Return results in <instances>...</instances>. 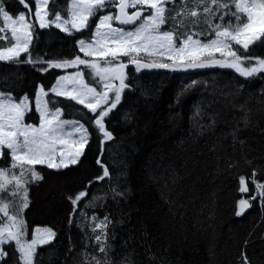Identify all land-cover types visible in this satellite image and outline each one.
<instances>
[{"label":"trees","instance_id":"trees-1","mask_svg":"<svg viewBox=\"0 0 264 264\" xmlns=\"http://www.w3.org/2000/svg\"><path fill=\"white\" fill-rule=\"evenodd\" d=\"M2 2L13 16L29 12L18 0ZM69 2L49 0L47 19L57 12L67 19ZM29 3L36 38L30 53L21 54V62L0 61V92L16 101L26 95L30 111L25 122L38 125L34 98L37 86H42L47 93L44 100L57 101L49 107H61L62 119L79 120L89 133L77 164L58 170L33 166L42 178L27 185L28 207L20 214L24 239L29 241L35 228L56 233L48 245L37 247L34 264H94L92 256L102 260L96 245L86 239L92 236L93 216L113 222L108 229L111 264H243V256L250 264H264V204L253 183L264 184V73L244 78L220 67L137 72L127 63L130 87L104 118L112 135L106 140L93 122L96 114L49 91L65 70L27 63L29 55L41 61L85 58L76 41L90 38L98 15L89 28L70 36L51 26L40 29L34 0ZM168 7L164 30L177 35L202 33L205 41L211 38L202 15L195 22L190 17L173 20L172 6ZM2 41L0 48L7 45ZM253 54L264 57V49L256 48ZM140 58L144 63L160 62L157 57ZM81 72L99 91L98 77L87 68ZM9 164L10 158L0 159V168ZM241 177L246 192L240 191ZM113 189L123 195L116 196ZM10 191H2L0 198L6 192L5 201L13 200ZM80 191L87 195L74 211L71 198ZM94 195L101 199L94 201L95 207L85 208ZM242 199L250 207L237 216ZM10 211L15 214L17 208ZM3 250L6 255L0 264H20L14 243Z\"/></svg>","mask_w":264,"mask_h":264},{"label":"snow or ice","instance_id":"snow-or-ice-1","mask_svg":"<svg viewBox=\"0 0 264 264\" xmlns=\"http://www.w3.org/2000/svg\"><path fill=\"white\" fill-rule=\"evenodd\" d=\"M18 3L29 9L27 18L23 11L13 16L0 0V21L3 22L0 33L7 30L14 41L10 47L0 48V61L21 62V54L30 53V45L36 38L30 19L32 13L29 0H18ZM34 4L35 24L40 29L51 26L70 36L73 30L81 32L82 29L89 28L90 18L98 15L91 42L85 39L76 41L85 57L98 59H82L77 55L70 60L41 61L33 60L29 55L27 63H47L48 68L57 69L82 65L93 76L99 77V91L85 82L80 70L58 76L49 91L56 97L75 101L96 114L93 122L106 140H110L112 135L105 128L104 118L117 108L121 103L122 93L130 87L126 82L127 63L135 65L137 72L141 68L220 67L233 69L244 78L264 73V57L253 54L256 48L264 49V0H190V4L188 0H179V6L176 0H71L67 19H62L59 12L52 19L46 18L49 15L46 10L49 0H34ZM168 5L172 6L174 12L171 17L173 20L190 17L195 22L202 15L211 38L205 41L200 38L202 33L177 35L174 31L162 30L161 26L169 18ZM225 20L228 21L227 24L224 23ZM113 21L117 26H113ZM142 52L149 57L158 55L171 63H144L139 56ZM216 53H219L220 58H216ZM121 57H128L127 63ZM101 60L103 66L99 63ZM41 71L46 69L41 68ZM46 95L44 88L37 86L35 111L38 113L39 124L35 125L25 122L30 111L26 95L17 102L11 94L0 92V159L10 157L9 166L0 168V191H9L11 186L9 194L13 197L10 201L0 199V213L6 218L0 222V257L6 255L3 246L14 242L20 264H34L37 246L48 245L56 236L51 229H37L32 232L31 241L24 239L25 229L20 214L28 207L27 185L42 178L33 166L46 165L49 169H61L75 165L88 143L89 133L84 124L79 120L62 119L61 107L50 108L49 105L56 104L57 101L44 100ZM103 175H110L106 168ZM96 179L100 180L102 177ZM253 183L256 184L261 203L264 204V184H257L255 180ZM240 186L241 192L248 191L244 177L240 178ZM113 191L116 196L123 195L119 190ZM86 195L85 191H80L71 198L74 211L78 202ZM98 199L101 197L94 195L85 208L95 207L94 201ZM13 207L17 208V212L10 214ZM248 207V201L240 200L236 215H241ZM80 211L85 214L84 209ZM69 219L71 223L73 217L70 215ZM112 223L108 217L100 221L95 216L92 218V236L86 239L93 242L96 251L103 255L102 260L92 256L94 264H111L109 253L112 244L108 229ZM129 264L132 262L129 261ZM243 264H250L246 256H243Z\"/></svg>","mask_w":264,"mask_h":264},{"label":"rangeland","instance_id":"rangeland-1","mask_svg":"<svg viewBox=\"0 0 264 264\" xmlns=\"http://www.w3.org/2000/svg\"><path fill=\"white\" fill-rule=\"evenodd\" d=\"M71 1V0H70ZM70 3V2H69ZM111 11H115V9H111ZM129 11H131V9H129ZM107 13V10H105V13L104 14H106ZM26 18H27V12H26ZM47 18V17H46ZM92 18H90V20H91ZM113 23V26H117V23L115 22V21H113L112 22ZM3 26V22L2 21H0V27H2ZM163 26V25H162ZM161 26V27H162ZM68 27H70V24L68 25ZM124 27H128V26H124ZM95 29V28H94ZM93 29V30H94ZM82 30H86V29H82ZM81 30V31H82ZM162 30H164L163 28H162ZM73 31H75V30H73ZM166 31V30H165ZM91 38H92V33H91V36H90V38H88V39H85L86 41H88V42H91ZM0 40H3L2 42H4V43H6L7 45H6V47H10L11 46V43H13L14 41H12L11 40V34H10V32H7V30L5 31V35H3L2 36V34L0 33ZM79 49V48H78ZM80 51V50H79ZM81 54H83L82 52H80ZM141 55H144V56H148V54L147 53H140L139 54V56H141ZM83 56H84V54H83ZM215 56L217 57V58H220V55H219V53H216L215 54ZM85 57V56H84ZM154 57H157V58H159L160 59V62H167V63H171V61H166L164 58H162V57H160V56H154ZM87 58H89V60L91 59H98V58H94V57H85V58H82V59H87ZM121 60H123L125 63H127V61H128V57H121ZM103 61L101 60V61H99V63L101 64ZM82 66V65H81ZM80 66H77V67H72V68H67V69H62V70H65V72H67V73H65V74H69V73H72V72H75V71H77V70H74V71H71V72H68V71H70L71 69H78ZM85 68V67H84ZM83 68V69H84ZM83 69H81V70H83ZM175 69H185V68H175ZM80 70V71H81ZM65 74H62V75H65ZM83 75V74H82ZM94 77V76H93ZM84 79H85V82L86 81H91L92 80V78H90L87 74L84 76ZM98 79H99V77H98ZM97 83H98V80L96 81ZM87 83V82H86ZM118 83V82H117ZM101 87V86H100ZM19 101V100H18ZM17 101V102H18ZM28 103H29V100H28ZM34 104H35V98H34ZM4 151H7V150H4ZM10 158V157H9ZM41 166H45V167H47L46 165H41ZM48 168V167H47ZM62 169V168H61ZM54 170H58V169H54ZM10 189H11V186H9V191H10ZM1 192L2 191H0V194H1ZM257 195L259 196V194H258V192H257ZM259 198H260V196H259ZM0 199H3V200H5L6 199V192H4V194L2 195V198H0ZM10 214H13L12 213V211H10ZM0 217L2 218V222L6 219L4 216H3V214L2 213H0ZM37 229H39V230H44V229H47V228H35L34 230H37ZM33 230V231H34ZM32 231V232H33ZM32 239V238H31ZM31 239L29 240V241H31ZM11 243V242H10ZM12 243H14V242H12ZM40 245H38L37 247H39Z\"/></svg>","mask_w":264,"mask_h":264},{"label":"water","instance_id":"water-1","mask_svg":"<svg viewBox=\"0 0 264 264\" xmlns=\"http://www.w3.org/2000/svg\"><path fill=\"white\" fill-rule=\"evenodd\" d=\"M249 207H250V204H249ZM249 207L248 208H246L242 213H241V215H239V216H242V215H244L247 211H248V209H249Z\"/></svg>","mask_w":264,"mask_h":264},{"label":"built area","instance_id":"built-area-1","mask_svg":"<svg viewBox=\"0 0 264 264\" xmlns=\"http://www.w3.org/2000/svg\"><path fill=\"white\" fill-rule=\"evenodd\" d=\"M2 34V36L4 35V33H1Z\"/></svg>","mask_w":264,"mask_h":264},{"label":"crops","instance_id":"crops-1","mask_svg":"<svg viewBox=\"0 0 264 264\" xmlns=\"http://www.w3.org/2000/svg\"><path fill=\"white\" fill-rule=\"evenodd\" d=\"M71 2V1H70Z\"/></svg>","mask_w":264,"mask_h":264}]
</instances>
